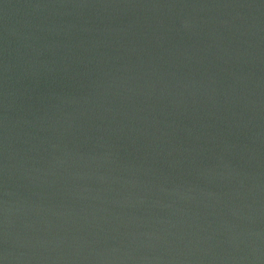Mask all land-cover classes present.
Instances as JSON below:
<instances>
[{"label": "water", "instance_id": "1", "mask_svg": "<svg viewBox=\"0 0 264 264\" xmlns=\"http://www.w3.org/2000/svg\"><path fill=\"white\" fill-rule=\"evenodd\" d=\"M0 264H264V0H0Z\"/></svg>", "mask_w": 264, "mask_h": 264}]
</instances>
